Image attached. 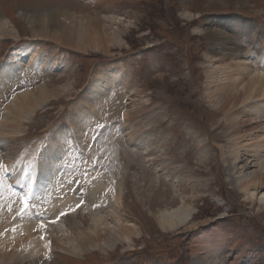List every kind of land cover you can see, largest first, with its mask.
Segmentation results:
<instances>
[{"label": "rangeland", "instance_id": "1", "mask_svg": "<svg viewBox=\"0 0 264 264\" xmlns=\"http://www.w3.org/2000/svg\"><path fill=\"white\" fill-rule=\"evenodd\" d=\"M56 11L59 25L77 33L72 45L63 36L49 38L61 34L53 32ZM41 17L45 36L36 37ZM94 19L104 29L103 43L76 47L75 37L84 38L85 23ZM5 20L10 33L0 28V131L7 146L1 156L11 160V173L22 171L19 181L30 191L38 164L40 172L59 170L34 194L44 202L39 209H50L42 220L58 224L82 200L74 219L85 234L96 214L104 226L116 228L103 230L107 238L121 237L103 251L55 247L39 264H264V188L244 192L234 174L264 165V97L248 107L222 106L210 97L215 67L233 65L237 55H244L243 64L251 60L256 72L264 70L263 57L262 63L252 60L264 47V0H0V21ZM219 34L235 50L215 47ZM250 34L260 39L248 43ZM221 77L220 86L230 79L249 82L239 75ZM98 82L108 90H94ZM41 89L49 95L37 107ZM25 93L36 108L23 106ZM15 95L27 116L33 114L29 120L12 108ZM232 107L239 120L223 112ZM117 173H123L118 200ZM16 176L12 183L19 185ZM6 184L0 171L3 241L12 221L32 217L28 211L21 215L18 197L11 198ZM180 209L189 217L186 223L163 228L161 214ZM121 220L132 224L131 231L118 230ZM66 221L68 228L73 220ZM14 249L0 251V264L29 262L16 258Z\"/></svg>", "mask_w": 264, "mask_h": 264}, {"label": "bare ground", "instance_id": "2", "mask_svg": "<svg viewBox=\"0 0 264 264\" xmlns=\"http://www.w3.org/2000/svg\"><path fill=\"white\" fill-rule=\"evenodd\" d=\"M217 1H221V0H217ZM59 15H61V12H59V14H58V12L56 11L54 19L52 18L53 19L52 21L56 20V24H57V29H55L53 32H55L56 34H59V33H61V34L59 36H51L50 35L49 38L55 39V40L56 39L61 40V37L63 36V38H62L63 43L66 45H72V42H70V40L72 39L71 36L75 35L77 33L75 31H73L72 29L67 27L69 24L67 26L65 25V23H63L62 25H59V22H60V21H58ZM63 15H62V17H63ZM64 18H67V17L64 15ZM39 20H40L39 24L38 23L36 24L37 29L35 28L34 33L38 34V35H36V37H38V36L44 37L45 32L41 28V26L43 24L44 17H41ZM215 21L218 22V21H220V19H216ZM100 23L101 22L99 19H94L93 22H91V20H90L89 22L85 23V24H87V27H86V29L84 28L85 31L83 32V34L85 33L84 34L85 36L83 38V36L78 33V36L75 37V38H78V42L76 44V47L80 48V47H84L85 45L93 46V45H97V42L99 45L101 43H103V41H104L103 40L104 29L102 32ZM7 26H9V24L7 23L6 20L4 22L0 23V28L3 27V29L6 33H10V32L6 31V30H8ZM79 26H77V27H79ZM1 33H3V30L1 31ZM58 37H60V38H58ZM92 37H94L93 42L92 41L90 42ZM75 38H74V42H75ZM83 39H85L86 42H83L82 41ZM223 40H224V42H223ZM214 41L217 42V44H214V46L215 47L220 46L221 50H223V51H225L227 49L228 50H235V49H229L226 47L225 37L221 34L216 35L214 38ZM213 50H214V48H212V50L209 52H213ZM224 56H229V54L225 53ZM243 56L244 55H242V54L237 55L236 58L239 57L240 59H238V62H235L233 65H231L230 62H228V63H223L222 68L215 67L214 74H213V76L210 77V79L212 80V83H214L216 85V88L210 92V97L212 99L216 100L219 104H222V106H225V104H227L228 102H232V103L239 102L241 105L248 107V103L251 102L252 100H254V98L264 97V70L262 72H259L260 71V69H259V71H258L259 73L256 72L254 69L255 66H252L251 60L248 61L249 64H243L242 63ZM263 58H264V52H263ZM210 59H212V57H210ZM14 68H16V67H14ZM224 73H226L228 75V78H231L233 75L241 76L242 80H243V78H249V82L247 84H242L241 81H240V83L238 82V79H236V80L230 79L229 81L226 80L227 82L224 83V85L220 86L218 83H219V81L220 82L222 81L221 74L224 75ZM104 88H105V90H108V86H104L103 84H101L99 82L94 84V86H93V89L96 91L104 90ZM101 92H104V91H101ZM47 94H48V92H46L45 89L40 90L39 94L35 97L36 104L38 103L37 107L40 106L39 102H42L43 100L46 99ZM17 97L14 101H12L11 106L13 109H15V112H18V113L22 112L23 113V116H22V119H23L25 117V115L27 116V110L24 109V111H23V106H26V104L28 107L32 106L30 108H36V106H34L31 103L32 99L30 100L29 93H25L26 99H24L25 104L23 106L20 104V102L18 103ZM20 98H22V97H20ZM240 98H242V99L237 101ZM236 107L237 106L235 105V109H236ZM26 109H28V108H26ZM231 109L234 110L233 107L230 108L229 110H226V111L223 109L222 110L225 113V115L231 113V115H232L231 121L239 120L238 118L241 116V114L239 116L237 113L233 112ZM243 111H245V110H243ZM33 112H34V110H33ZM4 114H5V112H4ZM14 116H15V114L13 115V119H14ZM31 117H33V114L29 113L26 118L29 120ZM8 118L6 117V119H8ZM22 119L16 118L14 120L21 121ZM14 120H12V122H11L12 125L17 123V122H14ZM3 126H5V125L3 124ZM1 134H3V132ZM236 136L238 137L239 135L234 134V135H232V138L236 137ZM3 137H5V136H3ZM237 161L238 160H236V162ZM252 163H254V164H252V167H254V168L257 167V165H259L258 161L257 162L253 161ZM260 165L261 166H258V170L255 173L254 172L253 173L252 172L247 173L246 169H244V168H242L240 171L235 170V172H234V174L236 175V177H235V184L236 185L235 186L238 189H240L244 192H247V193L249 191H251L252 189H254L256 191L260 188L261 189L264 188V165H262V164H260ZM58 172H59V170L57 171V169H56V171H54V170H50V168L47 167V169L43 170L40 174V180L37 181L38 187H41V190H42V185L45 182H47L48 180L52 181L54 178L56 179V177L59 175ZM16 186H19V185L16 184ZM251 193H252V191H251ZM260 201L264 202V194L260 197ZM45 207H46V204H45V206L44 205L40 206L39 214L34 215V216H36V218H32L33 217V215H32L31 219L28 218L27 220H23V222L16 221V220L12 221V226L9 225L7 227L9 232L6 233V237H5L4 241L0 240V251L6 247H8V248L15 247L14 251H16V253L14 255L16 258L19 259V258H27L28 257L30 259H29V262L27 264H39V262H41L43 260V257L48 252L53 251V249L55 247H57V249L60 248L64 252H67V253H78L79 251L84 252L85 250L90 249V248H95V249L98 248V249L103 251L105 248L108 249V247H110V248L114 247L115 244L121 240L119 233L118 234L115 233L114 237H112V238H107L108 233L103 234V230H107L106 232H108L111 229L116 230V228L112 227L111 223H108V222H106V225L104 226L103 225L104 223H102L103 222L102 217L96 216V214H94V220H93L92 225H91L92 228H90L88 230V233L85 234L82 231L81 226H79L76 223V220L74 219L75 218L74 214H72L73 216H71V220H73V222H71V224H69V227H68L69 229L66 228V226L68 225L66 222H65L66 224H63V221L65 220L64 218L61 219L58 224H55L56 221L50 223V222H46V221L42 220L43 215L41 214V212L47 211V208H45ZM20 208H22V207L20 206ZM8 210H10V209H8ZM17 211L18 210L15 211V214ZM84 211H86V210H84ZM12 212H13V210L11 209V211H9V214L10 213L12 214ZM182 216H183V212L181 209L179 211L177 210V211L164 212L163 214H161V218H162L161 222H162L163 228H165L167 230L173 229L179 224V222L180 223H186V221L188 220L189 217L187 218V217H182ZM53 218H51V219H53ZM117 218H119V216L116 215V219ZM117 221H118V219H117ZM131 225L132 224L127 223L126 221L125 222L119 221V229L118 230L120 232L121 231H131V228H128V227H131ZM179 225H181V224H179ZM86 231H87V229H86ZM35 232L37 233V235L35 234ZM22 235H23V237H22ZM123 239L128 241L127 238H123ZM15 243H17L16 246H14ZM113 243H115V244H113ZM70 247H72V250H70ZM19 249L21 251H19ZM19 254L21 257L17 256ZM10 262L14 263V260H12Z\"/></svg>", "mask_w": 264, "mask_h": 264}, {"label": "snow or ice", "instance_id": "3", "mask_svg": "<svg viewBox=\"0 0 264 264\" xmlns=\"http://www.w3.org/2000/svg\"><path fill=\"white\" fill-rule=\"evenodd\" d=\"M68 213H62V215H67ZM53 222H55V221H53Z\"/></svg>", "mask_w": 264, "mask_h": 264}]
</instances>
